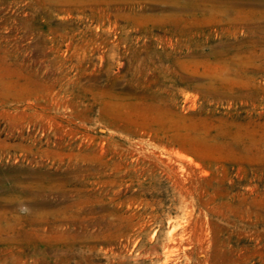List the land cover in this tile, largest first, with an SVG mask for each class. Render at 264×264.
Here are the masks:
<instances>
[{
  "label": "rangeland",
  "instance_id": "374dc122",
  "mask_svg": "<svg viewBox=\"0 0 264 264\" xmlns=\"http://www.w3.org/2000/svg\"><path fill=\"white\" fill-rule=\"evenodd\" d=\"M246 1L0 0V264H264Z\"/></svg>",
  "mask_w": 264,
  "mask_h": 264
},
{
  "label": "bare ground",
  "instance_id": "6f19581e",
  "mask_svg": "<svg viewBox=\"0 0 264 264\" xmlns=\"http://www.w3.org/2000/svg\"><path fill=\"white\" fill-rule=\"evenodd\" d=\"M245 2H247V1L246 0H229V4H230V7L231 8L243 7L244 5H247L248 4V3H245ZM169 264H173V263H169Z\"/></svg>",
  "mask_w": 264,
  "mask_h": 264
}]
</instances>
